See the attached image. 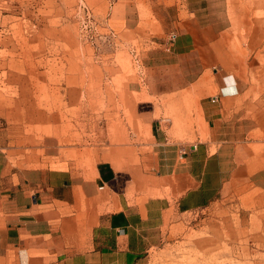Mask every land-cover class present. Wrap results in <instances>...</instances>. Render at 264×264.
Here are the masks:
<instances>
[{
	"label": "rangeland",
	"instance_id": "1",
	"mask_svg": "<svg viewBox=\"0 0 264 264\" xmlns=\"http://www.w3.org/2000/svg\"><path fill=\"white\" fill-rule=\"evenodd\" d=\"M125 8L137 34H119L114 16ZM182 8V0H0V141L19 154L50 145L92 166L115 146L124 153L137 143L144 153L167 135L197 140L204 118L195 87L165 88L144 60L159 43L167 48ZM227 20L229 60L264 74V0H230ZM117 163L106 179L134 192L145 178L130 161ZM185 227L183 239L152 250L145 264H264L261 190L243 188L216 211L187 214Z\"/></svg>",
	"mask_w": 264,
	"mask_h": 264
},
{
	"label": "crops",
	"instance_id": "2",
	"mask_svg": "<svg viewBox=\"0 0 264 264\" xmlns=\"http://www.w3.org/2000/svg\"><path fill=\"white\" fill-rule=\"evenodd\" d=\"M182 6L176 39L144 60L165 88L195 87L203 133L195 141L156 138L144 153L137 143L125 154L115 146L92 166L50 145L19 154L0 141V264H145L152 250L186 236L187 214L216 211L243 188L264 192V74L229 60L230 0ZM114 19L119 34L136 33L126 8ZM123 160L145 178L134 192L106 179Z\"/></svg>",
	"mask_w": 264,
	"mask_h": 264
},
{
	"label": "built area",
	"instance_id": "3",
	"mask_svg": "<svg viewBox=\"0 0 264 264\" xmlns=\"http://www.w3.org/2000/svg\"><path fill=\"white\" fill-rule=\"evenodd\" d=\"M177 35H178V33L176 31L171 32V35H170V38H169V43L173 42L176 39Z\"/></svg>",
	"mask_w": 264,
	"mask_h": 264
}]
</instances>
